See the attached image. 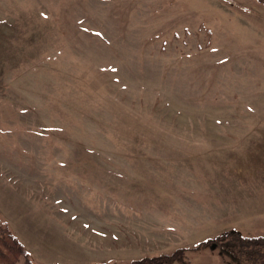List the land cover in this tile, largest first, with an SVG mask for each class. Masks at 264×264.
<instances>
[{
	"label": "rangeland",
	"instance_id": "rangeland-1",
	"mask_svg": "<svg viewBox=\"0 0 264 264\" xmlns=\"http://www.w3.org/2000/svg\"><path fill=\"white\" fill-rule=\"evenodd\" d=\"M6 227L40 264H236L193 247L264 235V1L0 0Z\"/></svg>",
	"mask_w": 264,
	"mask_h": 264
},
{
	"label": "trees",
	"instance_id": "trees-1",
	"mask_svg": "<svg viewBox=\"0 0 264 264\" xmlns=\"http://www.w3.org/2000/svg\"><path fill=\"white\" fill-rule=\"evenodd\" d=\"M264 1V0H262ZM228 240L229 252L237 260L236 264H264V235L246 236L237 230L220 233L215 237L198 242L193 250H199L207 245H220L221 241ZM188 248H177L170 253L156 256H144L127 262L109 261L95 264H191L186 258ZM40 264L34 262L20 239L9 228L0 229V264Z\"/></svg>",
	"mask_w": 264,
	"mask_h": 264
},
{
	"label": "crops",
	"instance_id": "crops-1",
	"mask_svg": "<svg viewBox=\"0 0 264 264\" xmlns=\"http://www.w3.org/2000/svg\"><path fill=\"white\" fill-rule=\"evenodd\" d=\"M17 237L19 238L20 236L17 234ZM20 239V238H19ZM20 241L22 242V240L20 239Z\"/></svg>",
	"mask_w": 264,
	"mask_h": 264
}]
</instances>
